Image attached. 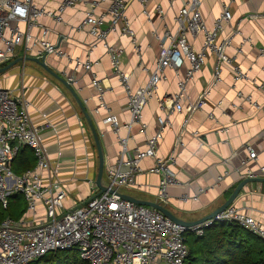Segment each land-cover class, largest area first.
Returning <instances> with one entry per match:
<instances>
[{
	"label": "crops",
	"instance_id": "1",
	"mask_svg": "<svg viewBox=\"0 0 264 264\" xmlns=\"http://www.w3.org/2000/svg\"><path fill=\"white\" fill-rule=\"evenodd\" d=\"M93 1L84 0L63 14L58 11L61 1H52L46 9L59 14L61 21L49 18L41 21L50 29L48 40L72 57V61L49 57L47 63L66 80L74 78L72 86L94 119L108 167L118 161L121 152L119 137L127 139V158H132L137 149H147V137L156 135L160 119L167 116L162 102L177 92L178 79L173 71H166L167 79L160 83L157 97L143 111L146 133H142L139 123L128 129L131 122L128 97L120 77L112 68L105 43L100 42L90 53L94 38L87 31L78 30ZM99 1L101 5L97 14L103 13L110 4V0ZM142 1L144 4L133 1L127 14L141 47L140 54L131 40L119 33L110 35L107 40L121 53L120 69L131 75L133 93L146 86L149 79L147 70L152 71L156 65L161 43L155 34L161 35L166 28L174 30V18L183 6L182 1L172 4L169 0ZM229 1H203L201 13L208 28H212L219 18L222 3ZM157 6L164 10V19L158 17ZM231 12L232 21L224 26L221 40L232 36L239 28L241 35L233 37L232 47L227 53L232 57L233 65L247 73L250 80L262 84L263 90H258L251 81L235 83L232 68L224 66L222 82L210 89L206 105L195 112L184 131L186 114L170 116L171 126L166 129L160 143L159 157L166 158L173 153L176 137L181 133L183 146L175 153L176 163L172 170L177 182L168 188L169 203L166 207L177 218L188 222L207 217L221 207L246 179L248 169L257 177H263L260 169L264 168V0L236 1L231 4ZM191 42L197 51L202 49V37ZM20 57H24L21 48L16 51L13 61ZM88 59L93 63L91 69L86 66L77 69V60L84 63ZM216 62V57L209 55L202 72L188 84L187 103H195L210 88ZM187 68L181 71L182 78L186 76ZM95 76L106 88L105 101L110 113L118 118V135L104 123L108 112H93L99 105L98 91L92 86ZM0 88L28 101L32 123L45 127L40 135L41 141L54 171L68 189L66 210L70 211L98 193L91 183H95L98 173L97 148L91 129L71 92L35 63L19 64L1 75ZM248 97L259 107L251 105ZM248 147L257 153L256 161L249 160ZM31 152L37 165V157L34 151ZM154 165L151 159L143 161V173L137 178L138 187L121 192L140 200L158 202L160 177L149 172ZM104 180L107 183L106 173ZM234 205L264 223V184L246 186Z\"/></svg>",
	"mask_w": 264,
	"mask_h": 264
},
{
	"label": "built area",
	"instance_id": "2",
	"mask_svg": "<svg viewBox=\"0 0 264 264\" xmlns=\"http://www.w3.org/2000/svg\"><path fill=\"white\" fill-rule=\"evenodd\" d=\"M52 1L55 0H0V67L12 62L19 48L24 56L72 61L67 52L48 40L50 29L41 20L49 18L61 21L59 14L75 9L84 0H60L58 15L46 9ZM133 1L144 4L142 0H110L108 8L97 14L101 1L94 0L78 30L87 31L94 38L89 47L90 53L100 42L105 43L112 68L120 77L128 97L131 113L128 129L132 124L139 123L142 133H146L147 126L142 122L143 111L157 97L160 83L167 79L166 71L175 73L177 92L165 103L162 102V107L166 106L167 116L160 119V129L156 135L147 137V149H137L132 158H127V139L119 137L121 152L118 161L105 169L106 186L121 192L137 188V178L143 173L141 163L147 159L153 160L155 165L149 172L160 177L157 199L166 206L169 203L168 188L177 182L172 170L176 163L175 153L183 146L181 133L176 137L173 153L166 158L159 157L160 143L166 129L171 126L170 116L186 114L184 131L195 112L206 105L210 89L222 82L224 66L232 68L235 83L251 81L258 90H263V85L250 80L247 73L235 67L227 53L232 47L233 37L241 35L239 28L232 36L221 40L224 26L233 18L231 4L243 0L222 3V12L212 28L207 27L201 13L204 0H169L171 4L183 2L174 18L175 29L166 28L161 35L155 34L161 43L156 65L152 71L147 70L149 79L146 86L133 93L131 75L120 69L121 53L107 42L110 35L119 33L121 37L129 38L140 54L141 47L137 44L136 33L127 15ZM145 9L144 13L149 16ZM155 10L159 18H165L160 6ZM200 37L202 49L197 51L191 41ZM209 55H214L217 61L210 88L195 103H187L188 84L202 72ZM92 64L90 59L84 63L77 60V69L80 66L91 69ZM186 66V76L182 78L181 71ZM67 80L74 82V78ZM92 86L98 91L99 101L93 112H108L104 123L118 135L119 121L110 113L105 101L103 82L95 76ZM169 101L171 104L168 105ZM247 101L259 107L251 97ZM29 109L30 103L23 97H16L12 91L0 88V204L7 210L10 199L16 195H22L27 204V213L22 219L0 222V264H31L48 254L70 250H77L80 258L88 264H187L190 251L186 235L202 237L207 229L217 223H236L264 240V223L235 205L213 219L190 228L174 223L156 209L136 205L109 192L91 197L70 211L66 210L68 189L58 178L43 147L40 135L45 127L32 123ZM210 117L214 118L212 114ZM21 148L34 151L37 165L34 170L17 176L12 170V162ZM248 150L249 160L256 161L257 153L250 147ZM260 170L264 177V168ZM254 177L257 176L248 169L246 178ZM91 183L94 191L98 192L96 184Z\"/></svg>",
	"mask_w": 264,
	"mask_h": 264
},
{
	"label": "trees",
	"instance_id": "3",
	"mask_svg": "<svg viewBox=\"0 0 264 264\" xmlns=\"http://www.w3.org/2000/svg\"><path fill=\"white\" fill-rule=\"evenodd\" d=\"M35 167L36 159L31 149L21 148L12 162L14 174L22 176ZM26 213L27 204L21 195L10 199L7 210L0 204V222L6 219L20 220ZM186 242L190 251L187 264H264V240L236 223L214 224L202 237L186 235ZM31 264L88 263L80 258L77 250H70L48 254Z\"/></svg>",
	"mask_w": 264,
	"mask_h": 264
},
{
	"label": "water",
	"instance_id": "4",
	"mask_svg": "<svg viewBox=\"0 0 264 264\" xmlns=\"http://www.w3.org/2000/svg\"><path fill=\"white\" fill-rule=\"evenodd\" d=\"M26 63L37 64L38 66L43 68L45 71H47L50 75H52L57 80H59L71 92V94L73 95V97L77 101L79 107L81 108V111L84 115V118L86 119V121H87V123L91 129V132H92V135L94 138V142H95V145L97 148L98 161H99L98 173H97V178L95 181V184H96L97 189H98V193L92 198L98 197V196L102 195L103 193L109 192L110 194H112V195H114L120 199L132 202L136 205L156 209V210L160 211L166 218L170 219L174 223L181 225V226H184V227H187V228H190V227H194V226L203 224V223L213 219L218 214L224 212L230 206L234 205L246 186H248L250 184H264V177H254V178L244 179L236 187V189L233 191L232 195L229 197V199L221 207H219L216 211H214L212 214L208 215L207 217H204L200 220L193 221V222H188V221H184L180 218H177L175 215H173L168 210V208L165 205H162L159 202H150V201L140 200V199L135 198L133 196H130V195L124 194L122 192L116 191L114 189H111L109 186H106V183L104 180L105 169H106V158H105V152H104L102 140H101V137L99 135V131L95 125L94 119H93L91 113L88 111L84 102L81 100V98L77 94V91L72 86L73 84L71 82H69L68 80H66L65 78L58 75L53 69H51V67L47 63L46 56H43L41 58L30 57V56L20 57L16 60L10 62L8 65H6L4 67H0V76L6 74L7 72L12 70L17 65H19V64L25 65Z\"/></svg>",
	"mask_w": 264,
	"mask_h": 264
}]
</instances>
